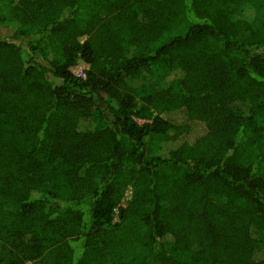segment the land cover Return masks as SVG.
<instances>
[{"label":"trees","instance_id":"trees-1","mask_svg":"<svg viewBox=\"0 0 264 264\" xmlns=\"http://www.w3.org/2000/svg\"><path fill=\"white\" fill-rule=\"evenodd\" d=\"M0 264H264V0H0Z\"/></svg>","mask_w":264,"mask_h":264},{"label":"rangeland","instance_id":"rangeland-1","mask_svg":"<svg viewBox=\"0 0 264 264\" xmlns=\"http://www.w3.org/2000/svg\"><path fill=\"white\" fill-rule=\"evenodd\" d=\"M89 65L86 64L83 61H79L77 65H75L72 70L75 74L79 75V76H85V71L86 69H88ZM195 128H193V131L190 133V138L191 140H194L195 137L199 136L200 134H203L204 132V127L203 126H198L195 125Z\"/></svg>","mask_w":264,"mask_h":264}]
</instances>
